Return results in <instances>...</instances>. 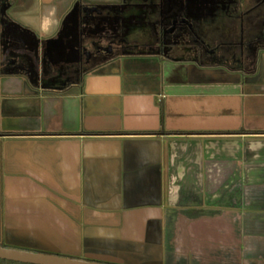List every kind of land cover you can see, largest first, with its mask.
Here are the masks:
<instances>
[{
    "label": "crops",
    "instance_id": "crops-1",
    "mask_svg": "<svg viewBox=\"0 0 264 264\" xmlns=\"http://www.w3.org/2000/svg\"><path fill=\"white\" fill-rule=\"evenodd\" d=\"M120 2L8 0L39 56L25 47L0 70V200L8 184L27 200L0 208V229L85 228L107 262L264 264V46L245 67L143 56L80 70L72 53L111 34L74 42V22Z\"/></svg>",
    "mask_w": 264,
    "mask_h": 264
},
{
    "label": "flooded vegetation",
    "instance_id": "flooded-vegetation-1",
    "mask_svg": "<svg viewBox=\"0 0 264 264\" xmlns=\"http://www.w3.org/2000/svg\"><path fill=\"white\" fill-rule=\"evenodd\" d=\"M120 1L112 17L101 12L93 15L87 7L88 11L74 22L72 40L79 33L111 34L107 47L99 46L95 52L81 49L80 53H72L82 59L80 70L107 67L118 59L143 56L194 58L205 63L245 67L247 60L256 61L264 46V0ZM245 1L250 3L245 5V11L240 10L238 3ZM73 13L78 16V10ZM21 28L26 27L9 15L8 0H0V70L8 69L6 66L10 64L15 67L17 62L28 58L23 53L27 45ZM64 29L62 26L60 35ZM20 45L23 46L16 48ZM33 54L38 57L39 51ZM42 55L44 59L50 54L43 50ZM64 55L67 53L58 52L56 57ZM60 76L52 80L64 88L70 75L67 80ZM0 208L5 210L8 204L5 206L0 200ZM6 230L1 229L4 236ZM0 237L4 245L2 234Z\"/></svg>",
    "mask_w": 264,
    "mask_h": 264
},
{
    "label": "rangeland",
    "instance_id": "rangeland-1",
    "mask_svg": "<svg viewBox=\"0 0 264 264\" xmlns=\"http://www.w3.org/2000/svg\"><path fill=\"white\" fill-rule=\"evenodd\" d=\"M8 186L10 187V191H8L7 194L8 196L2 198L5 206L7 204L8 205L17 204V203L20 204L27 201V200L19 201L13 195L12 197H9L11 196L9 195V193H11V191L15 189V186H12L10 184H8ZM13 194L15 195L17 193H13ZM34 197H36L37 200H39L37 196ZM29 201H28V205H32V202ZM36 205L39 206L38 202ZM24 222H21V224H19L17 228L12 227L11 229L6 230L5 236L3 232L1 233V229H0V236L2 234V238H3L2 243L4 245L8 247H17V248H24L35 251L57 253L60 255H68L72 257L99 260L98 258H95L97 257L96 253H93L94 250L92 249V247L94 246L92 245V243L94 242L93 240L94 238L91 234V230L89 232H87V229L85 230V228L84 229L82 228V230L79 231L76 230L75 234H73L71 238H68L66 240L64 239L63 241L64 238L63 233L59 229H56L55 227L53 228L50 225V223L47 221L44 224H40V220H38L39 224L36 221L34 222V220H32L31 222L30 221H26L25 223ZM30 224L31 226L28 227V225ZM125 257H126L125 255H117L116 258L119 259V261L114 260L115 262L109 261V263L117 262V264L119 263L144 264L143 261L137 263L135 261L128 260ZM100 261L107 262V260H100Z\"/></svg>",
    "mask_w": 264,
    "mask_h": 264
},
{
    "label": "water",
    "instance_id": "water-1",
    "mask_svg": "<svg viewBox=\"0 0 264 264\" xmlns=\"http://www.w3.org/2000/svg\"><path fill=\"white\" fill-rule=\"evenodd\" d=\"M145 12V11H143ZM146 13V12H145ZM145 13H143L145 15ZM65 23V22H64ZM24 31L23 35L20 37H24V41L26 42V47L30 51L37 52L39 51V40L30 29L21 28ZM82 36L76 34V37L73 39L74 42H81ZM58 39L62 41V35L58 36ZM24 43V42H23ZM25 45V44H24ZM23 46V45H22ZM17 46L18 47H22ZM0 259L12 260L23 263H31V264H117V263H109L103 262L95 259H85L80 257H72L68 255H60L57 253L43 252V251H35L24 248L17 247H8L4 246L0 243Z\"/></svg>",
    "mask_w": 264,
    "mask_h": 264
},
{
    "label": "trees",
    "instance_id": "trees-1",
    "mask_svg": "<svg viewBox=\"0 0 264 264\" xmlns=\"http://www.w3.org/2000/svg\"><path fill=\"white\" fill-rule=\"evenodd\" d=\"M0 264H31V263H23V262H17V261H12V260L0 259Z\"/></svg>",
    "mask_w": 264,
    "mask_h": 264
}]
</instances>
